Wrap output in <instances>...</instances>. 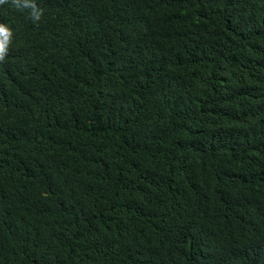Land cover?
Returning a JSON list of instances; mask_svg holds the SVG:
<instances>
[{"label":"trees","instance_id":"obj_1","mask_svg":"<svg viewBox=\"0 0 264 264\" xmlns=\"http://www.w3.org/2000/svg\"><path fill=\"white\" fill-rule=\"evenodd\" d=\"M8 0L0 264H264V0Z\"/></svg>","mask_w":264,"mask_h":264},{"label":"clouds","instance_id":"obj_2","mask_svg":"<svg viewBox=\"0 0 264 264\" xmlns=\"http://www.w3.org/2000/svg\"><path fill=\"white\" fill-rule=\"evenodd\" d=\"M8 0H0V5L7 3ZM17 9H28L29 17L33 22L41 19L42 11L37 7L34 0H11ZM12 30L5 24L0 23V62L5 60L11 43Z\"/></svg>","mask_w":264,"mask_h":264}]
</instances>
